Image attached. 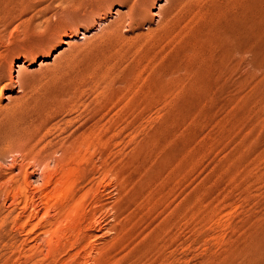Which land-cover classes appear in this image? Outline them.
Returning <instances> with one entry per match:
<instances>
[{
  "label": "rangeland",
  "instance_id": "374dc122",
  "mask_svg": "<svg viewBox=\"0 0 264 264\" xmlns=\"http://www.w3.org/2000/svg\"><path fill=\"white\" fill-rule=\"evenodd\" d=\"M75 1L0 0V177H15L0 178V264H95L74 241L48 255L33 229L87 192L76 215L94 258L103 248L110 264H264V55L245 23L264 0H143L132 20L125 0L72 13ZM78 83L76 100L46 108ZM103 114L100 144L63 178L46 157ZM61 228L55 244L71 235Z\"/></svg>",
  "mask_w": 264,
  "mask_h": 264
},
{
  "label": "bare ground",
  "instance_id": "6f19581e",
  "mask_svg": "<svg viewBox=\"0 0 264 264\" xmlns=\"http://www.w3.org/2000/svg\"><path fill=\"white\" fill-rule=\"evenodd\" d=\"M9 1V0H8ZM11 2H12V0H10ZM67 1V0H66ZM68 1H72V0H68ZM127 3H129L130 5H131V7H130V12H129V14H128V17H129V19H131L132 17H133V15H134V8H137L141 3H144L143 2V0H125ZM145 1V0H144ZM16 2V1H15ZM94 2H95V0H76L75 2H74V5H73V7L71 6L70 7V11L73 13V12H81V11H87L88 12V10H90L91 8H92V6H93V4H94ZM12 4V3H11ZM7 5V4H6ZM70 6V5H69ZM142 7V6H141ZM64 9V8H63ZM62 9V10H63ZM67 9V8H66ZM64 12V11H63ZM65 12H66V10H65ZM90 12H94L93 11V8H92V10H90ZM104 12V11H103ZM96 13V12H95ZM68 14H70V12H68ZM98 14V13H97ZM155 15H157L156 13H155ZM222 15V14H221ZM237 15V14H236ZM122 17V18H121ZM120 17V20L116 23V25H119V23H120V25H121V23H122V21L124 20V17L123 16H121ZM127 17V18H128ZM132 20V19H131ZM242 20V19H241ZM247 21L245 22L246 24H248V25H250L251 27H250V29H251V31H249V32H251V37H254V38H252L253 40H254V42H253V44L255 43L256 44V47H255V49H254V55L255 56H260V55H264V7H256V9H255V14L253 15V18L252 19H246ZM214 21V20H213ZM46 22H48V21H45V24H46ZM205 22V21H204ZM205 23H207V22H205ZM215 23V22H214ZM213 24V23H212ZM218 24V23H217ZM235 24V23H234ZM48 25H50L49 23H47V26H46V30L47 29H49L50 27L48 26ZM222 25V24H221ZM42 26V25H41ZM189 26V25H188ZM243 26V25H242ZM244 26H246V25H244ZM243 26V27H244ZM120 27V26H119ZM118 27V28H119ZM37 28V27H36ZM186 28V27H185ZM188 28V27H187ZM238 28V27H237ZM246 28V27H245ZM39 29V28H38ZM173 29V28H172ZM192 29V28H191ZM240 29V28H239ZM190 30V29H189ZM216 30V29H215ZM219 30V29H218ZM248 30V29H247ZM34 31H35V29H34ZM180 31V30H179ZM191 32V31H190ZM212 32V31H211ZM216 32V31H215ZM225 32V31H224ZM237 32V31H236ZM239 32V31H238ZM248 32V31H247ZM249 32H248V34H249ZM226 33V32H225ZM203 34V33H202ZM245 35H246V33H244ZM247 34V36H249ZM226 35V34H225ZM239 35H241L240 34V32H239ZM198 36V35H197ZM228 36V35H227ZM70 37V36H69ZM230 37V39H231V36H228V38ZM197 38V37H196ZM236 38V37H235ZM234 38V39H235ZM70 39H72V37H70ZM195 39V38H194ZM223 40H226V38H225V36H224V38L222 39V41ZM232 40V39H231ZM216 41V40H215ZM219 41V40H218ZM221 41V42H222ZM230 42V41H229ZM64 43L66 44V45H70V42L69 41H64ZM240 43V42H239ZM203 44H205V43H203ZM252 44V45H253ZM254 46V45H253ZM193 48V47H192ZM215 49V48H214ZM237 49V48H236ZM216 50V49H215ZM225 51V50H224ZM252 51V48H250V52ZM249 52V51H248ZM216 54V53H215ZM187 55V54H186ZM194 55V54H193ZM230 55V54H229ZM228 55V56H229ZM199 56V55H198ZM231 58V57H230ZM4 60V57L2 56V54H0V69L2 68V61ZM188 60V59H187ZM227 61V60H226ZM259 61V60H258ZM118 62V61H117ZM260 62V61H259ZM180 63V62H179ZM234 63V62H233ZM258 63V62H257ZM191 64V63H190ZM217 64H218V62H217ZM112 65V64H111ZM175 65V64H174ZM210 65V64H209ZM228 65H230V64H228ZM228 65H227V67H228ZM18 68H17V70H16V73H17V75H14V73L12 72L11 73V75L9 76V80L11 79H14V78H17V79H19V76L21 75V69L23 68V65H18L17 66ZM104 67H106V66H104ZM111 67V66H110ZM231 67V66H230ZM264 67V66H263ZM108 68H106V70H107ZM219 69V68H218ZM226 70H228V68L226 69ZM263 70V69H262ZM181 71V70H180ZM192 71V70H191ZM97 73H98V71H96ZM95 72V73H96ZM100 72V74H101V70L99 71ZM93 73V72H92ZM94 73V74H95ZM97 73H96V75H97ZM103 73H105L104 72V70H103ZM103 73H102V76H103ZM202 73V72H201ZM225 73V72H224ZM99 73H98V75H100ZM106 74H108V72L106 73ZM199 74V73H198ZM226 74V73H225ZM203 75H204V73H203ZM94 76V75H93ZM80 77V76H79ZM85 77V76H84ZM100 77V76H99ZM198 77V76H197ZM204 77H205V75H204ZM77 78H78V76H77ZM200 78V77H199ZM198 78V79H199ZM1 79V78H0ZM16 79V80H17ZM70 79V78H69ZM72 79V78H71ZM73 80H74V78H73ZM73 80L70 82V80H68L69 81V83H72L73 82ZM82 80H83V82H85V81H87V79H86V77H85V80L82 78ZM205 80H206V78H205ZM208 80V79H207ZM76 82H77V79L75 80ZM74 81V82H75ZM203 81H204V79H203ZM74 82H73V84H74ZM76 82H75V84H76ZM80 82H82V81H80ZM88 82V81H87ZM95 82V81H94ZM93 82V83H94ZM107 82V81H106ZM16 83H17V81H16ZM74 84V85H75ZM79 84V83H78ZM95 84H96V82H95ZM80 85V84H79ZM205 85V84H204ZM61 87V86H60ZM88 87V86H87ZM95 87V88H94ZM83 88V87H82ZM81 88V85H80V87H78V85L77 86H73V88L72 87H70V88H68V89H62V90H64V91H59V92H57L56 90V92L57 93H55L54 94V96L53 97H51V98H49L47 101H46V108H48V109H50L51 107H52V109H54L56 106H61L63 103H65L66 101L68 102V101H70V103H71V101H73L74 99H75V97L77 96V93H78V91L80 90V89H82ZM89 89L91 88V86L90 87H88ZM59 89V88H58ZM95 90V92L97 91V93H103V88H101V91H100V87L99 86H93V88L92 89H90L91 90V93H92V90ZM1 90V89H0ZM88 90V89H87ZM104 90H105V88H104ZM106 91V90H105ZM80 92H82V91H80ZM84 92V91H83ZM96 93V94H97ZM104 93H107V92H104ZM1 94V93H0ZM95 94V95H96ZM49 95H50V93H49ZM102 95V94H101ZM97 96H98V94H97ZM103 96V95H102ZM110 97V96H109ZM41 98V97H40ZM99 98L101 99V96H99ZM105 98H106V96H105ZM104 98V99H105ZM43 99V98H42ZM99 99V101H101ZM108 99V98H107ZM106 99V100H107ZM76 100V99H75ZM98 101V102H99ZM102 101H103V99H102ZM104 102V101H103ZM83 105V104H82ZM64 106V105H63ZM73 106V105H72ZM38 107H40V106H38ZM58 107V108H59ZM65 107V106H64ZM112 107V106H111ZM110 107V108H111ZM45 108V110H48V109H46ZM62 108V107H61ZM60 108V109H61ZM109 108V107H108ZM109 108V109H110ZM113 108V107H112ZM114 108H115V106H114ZM69 109H71V108H69ZM100 109V108H99ZM103 109H106V108H103ZM102 109V110H103ZM72 110V109H71ZM52 111V110H51ZM108 112H109V110H107ZM112 111V110H111ZM97 112V111H96ZM95 112V113H96ZM97 114V113H96ZM105 114V113H104ZM101 115V116H99L98 118L97 117H95V118H93V119H95L94 120V122H93V124H92V126H90L85 132H83V133H81V134H79V135H72V137H71V139L68 141V142H66V143H64L63 145H61V147H58L57 149H54L50 154H49V156L48 157H46V159H48V160H50V162H54V165H55V168H56V170L57 171H59V172H61V174L63 175V178L64 177H66V176H68L67 175V173H68V171H70V170H72L71 168H70V166H71V164L72 163H75L76 161L78 162V157L79 158H82V156L83 155H86V154H90L91 152H94L93 150H95V148H97L98 147V145L100 144V142H99V139L101 138L100 136H102V135H99V133H101V131L100 130H102V128H103V126H102V122L103 121H105L107 118H106V116L108 115ZM99 115V114H98ZM110 119V118H109ZM115 119V118H114ZM111 121H109V120H107L106 121V124H108V123H110ZM117 123H119V122H117ZM113 128V127H112ZM124 129V128H123ZM119 130V129H118ZM121 131H123V130H121ZM114 136V135H113ZM34 139V138H33ZM29 142V141H28ZM106 144V143H105ZM105 146V145H104ZM102 147V146H101ZM104 149H106V148H104ZM108 149V148H107ZM57 152H60L61 153V156H59V158H56V157H54V154L55 153H57ZM82 155V156H81ZM83 157H85V156H83ZM83 160H84V158H82ZM86 160V159H85ZM52 162V163H53ZM86 162V161H85ZM46 163V162H45ZM38 164V163H37ZM50 164L51 163H46L45 164V166H43L44 167V169H43V175H42V180L44 181V183L45 184H48L49 185V183L51 184L52 183V181L53 180H55L54 179V174L53 173H51V172H53V171H51V169H50ZM23 167V166H22ZM38 167H40L39 165H38ZM28 168V167H27ZM30 168V167H29ZM73 168V167H72ZM111 171V170H110ZM58 172V173H59ZM108 172V171H107ZM57 173V172H56ZM70 173V172H69ZM106 173V172H105ZM110 173V172H109ZM100 174V173H99ZM24 175V174H23ZM31 175V174H30ZM59 175V177H60V174H58ZM62 175H61V177H62ZM14 176V175H13ZM6 177V180H5V174H3L2 175V177H0V178H2V180H4V182L5 183H1V184H3V185H5V186H7L8 187V185L11 183L12 184V182L15 180L14 178L15 177ZM56 176V175H55ZM70 177H71V173H70V175H69ZM56 177H58V176H56ZM58 177V178H59ZM67 178V177H66ZM112 178V177H111ZM26 179V178H25ZM1 180V181H2ZM33 180V179H32ZM58 180H62V179H58ZM0 181V182H1ZM24 181V180H23ZM66 181V180H65ZM54 182V181H53ZM55 182H57V181H55ZM73 182V181H72ZM75 182V181H74ZM8 183V184H7ZM14 183V182H13ZM21 183V182H20ZM36 183V182H35ZM39 183V182H38ZM59 183V182H58ZM96 183H97V181H96ZM0 184V185H1ZM22 184V183H21ZM20 184V185H21ZM25 184H26V181H25ZM29 184V183H28ZM40 184V183H39ZM53 184V183H52ZM57 184V183H56ZM70 184V183H69ZM74 184V183H73ZM3 185H1V188L2 189H4L5 190V188H3ZM27 185V184H26ZM37 185V184H36ZM70 185H72V184H70ZM94 185V184H93ZM4 186V187H5ZM11 186H13V185H11ZM15 186V185H14ZM38 186V185H37ZM106 186V185H105ZM116 186V185H115ZM126 186V185H125ZM125 186H124V188H125ZM6 187V188H7ZM32 187V186H31ZM65 187H67L66 185H65ZM70 187H73V186H70ZM70 187L67 189V190H69L70 189ZM0 188V189H1ZM17 188V187H16ZM20 188H21V186H20ZM19 188V189H20ZM25 188V187H24ZM64 188V187H63ZM120 188H121V186H120ZM12 189H13V187H12ZM18 189V188H17ZM26 189V188H25ZM65 190H66V188H64ZM23 190V189H22ZM28 190V189H27ZM63 190V189H62ZM72 190V189H71ZM83 190V189H82ZM81 190V191H82ZM103 190V189H102ZM120 190V189H119ZM35 191V190H34ZM42 191V190H41ZM101 191V190H100ZM10 192V191H9ZM47 192V191H46ZM52 192V191H51ZM28 193V192H27ZM68 193V192H67ZM84 193V192H83ZM52 194V193H51ZM82 194V193H81ZM80 194V195H81ZM86 194V195H85ZM85 194H83V196H81V199H82V197H83V199H84V202L83 203H85V198H87L86 196H87V194H88V192L87 193H85ZM79 195V196H80ZM85 195V196H84ZM9 196V195H8ZM30 196V195H29ZM50 196V195H49ZM97 196H99V195H97ZM17 197V196H16ZM61 197V196H60ZM59 197V198H60ZM70 197V196H69ZM66 199H68V197H66ZM78 199V198H77ZM80 199V198H79ZM79 199H78V201H79ZM6 200V199H5ZM22 200V199H21ZM65 200V199H64ZM99 200V199H98ZM100 200H102V199H100ZM129 200V199H128ZM142 200V199H141ZM144 200V199H143ZM66 201V200H65ZM78 201H76V202H72V203H70V202H68V203H66V204H63V203H60L58 206H55V207H57V213L54 215V216H51L50 215V212H48V209L49 208H44V210L46 209V212L44 211L43 213H44V215L42 216V217H40L39 219H38V222L35 224V225H33V229L34 230H36V229H41L42 230V237H45V236H47V237H49V239H42V237H40V235H39V237L41 238V240L40 241H43V240H45L46 242H47V254L48 255H51V254H55V253H57L58 252V250L61 248L62 249V247H65V246H68L67 244L69 243V241H70V244H71V242H73L74 241V243H79V244H81L82 246L83 245H85L86 246V250L90 247V252L89 251H86L87 252V255H85V256H89V258L90 259H92V260H94L95 259V264H110V263H114L115 261H116V259L112 262V260L113 259H109L108 257H106V254L104 253V252H101L102 250H103V248L100 250V252L99 253H96V254H94L96 257L94 258V256L92 255L93 253L91 252L92 250H95L94 249V246L93 245H91L92 244V242H88L90 245H88V243H87V236H85V234H84V232L86 231V229L88 228V226L86 225V223L87 222H85L84 221V219H83V221H81L82 220V218L80 219L79 218V215H76V212H77V210L80 208L79 206H81V203H80V201L78 202ZM130 201V200H129ZM132 201V200H131ZM148 201V200H147ZM155 201V200H154ZM33 202H34V200H33ZM32 202V203H33ZM63 202V201H62ZM18 203V202H17ZM21 203V202H20ZM37 203V202H36ZM39 203V202H38ZM41 203V202H40ZM65 203V202H64ZM80 203V204H79ZM82 203V204H83ZM148 203V202H147ZM149 203H151V202H149ZM42 204V203H41ZM49 204V203H48ZM47 204V205H48ZM58 203H56V205H57ZM101 204V203H100ZM106 204V203H105ZM138 204H140V203H138ZM146 204V203H145ZM17 205V204H16ZM35 205H37V204H35ZM46 205V206H47ZM142 205V204H141ZM144 205V204H143ZM150 205V204H149ZM115 206V205H114ZM137 206V205H136ZM140 206V205H139ZM145 206V205H144ZM143 207V206H142ZM36 208V207H35ZM53 208H54V206H53ZM90 208V207H89ZM127 208V207H126ZM135 208V207H134ZM82 209H83V207H82ZM91 209H93L92 207L90 208V210L89 211H91ZM119 209V208H118ZM123 209V208H122ZM136 209V208H135ZM32 210V209H31ZM33 210H34V208H33ZM50 210V209H49ZM80 210V209H79ZM108 210H110V209H108ZM150 210V209H149ZM36 211V210H35ZM53 211H55V210H53ZM82 211V210H81ZM126 211V210H125ZM152 211H154V210H152ZM25 212V211H24ZM56 212V211H55ZM97 212V211H96ZM120 212V211H119ZM123 212H124V210H123ZM135 212V211H134ZM37 213V215L39 214L38 212H36ZM79 213V212H78ZM83 213V212H82ZM89 213V212H88ZM87 213V215H92L91 213H93L92 211L90 212V214H88ZM95 213V212H94ZM121 213V212H120ZM146 213H149V211L148 212H146ZM19 214V213H18ZM27 214V213H26ZM81 214V213H80ZM139 214V213H138ZM82 216H83V214H81ZM85 215V214H84ZM111 215V214H110ZM116 215V214H115ZM123 215V214H122ZM150 215V214H149ZM31 216V215H30ZM40 216V215H39ZM88 216V217H89ZM130 216V215H129ZM134 216H135V214H134ZM143 216V215H142ZM92 217V216H91ZM95 217V216H94ZM125 217V216H124ZM131 217V216H130ZM130 217H129V219H130ZM132 217H133V215H132ZM136 217V216H135ZM141 217V216H140ZM17 218V217H16ZM126 218H127V216H126ZM36 219V218H35ZM94 219V218H93ZM92 219V220H93ZM113 219H115V218H113ZM133 219H134V217H133ZM138 219V218H137ZM33 220V219H32ZM123 220V219H122ZM128 220V219H127ZM34 221V220H33ZM87 221V220H86ZM89 221V220H88ZM94 221V220H93ZM120 221V220H119ZM147 221V220H146ZM1 222V221H0ZM11 222V221H10ZM36 222V221H35ZM62 222H64V223H66L67 224V226L68 225H70V231H71V235H69L68 236V234H67V240L65 239L66 238V235H64V236H62V239L65 241V242H63V241H61V240H56V244H55V239L53 240V236L54 235H60V233L62 232V229L63 228H61V224H62ZM126 222V221H125ZM128 222H129V220H128ZM127 222V223H128ZM143 223H144V221H142ZM141 222V223H142ZM27 223V222H26ZM29 223V222H28ZM31 223V222H30ZM29 223V224H30ZM94 223V222H93ZM119 223V222H118ZM126 223V224H127ZM6 224V223H5ZM20 224V223H19ZM33 224H34V222H33ZM100 224V223H99ZM98 224V225H99ZM121 224V223H120ZM119 224V225H120ZM125 224V225H126ZM114 225V224H113ZM124 225V226H125ZM128 225V224H127ZM134 225V224H133ZM139 225H140V223H139ZM1 226V225H0ZM20 226V225H19ZM30 226H31V224H30ZM115 226H116V224H115ZM123 226V225H122ZM121 225H120V228L122 227ZM135 226V225H134ZM133 226V227H134ZM17 227V226H16ZM32 227V226H31ZM64 227V226H63ZM92 227V225L90 226V228ZM95 227V226H94ZM117 227V226H116ZM89 228V229H90ZM108 228V227H107ZM110 228V227H109ZM119 228V229H120ZM124 228V227H123ZM138 228V227H137ZM157 228V227H156ZM17 229V228H16ZM32 229V228H31ZM33 229H32V231H33ZM92 229V228H91ZM90 229V230H91ZM114 229V228H113ZM113 229H112V231H113ZM118 229V228H117ZM119 229H118V231H119ZM126 229V228H125ZM130 229V228H129ZM27 230V229H26ZM127 230V229H126ZM143 230V229H142ZM31 231V232H32ZM115 231V230H114ZM117 231V230H116ZM117 231V232H118ZM124 231V230H123ZM128 231V230H127ZM126 231V232H127ZM30 232V233H31ZM39 232H41V231H39ZM90 232V231H89ZM110 232H111V230H110ZM117 232H115V233H117ZM126 232H124L125 234H126ZM129 232H132V231H129ZM142 232V231H141ZM27 233V232H26ZM64 233V232H63ZM62 233V234H63ZM108 233V232H107ZM128 233V232H127ZM138 233V232H137ZM144 233V232H143ZM149 233V232H148ZM5 234V233H4ZM36 234V233H35ZM38 234V233H37ZM86 234H88V233H86ZM122 234H123V232H122ZM154 234H155V232H154ZM22 235V234H21ZM124 235V234H123ZM131 235V233H129V235L128 236H130ZM132 235H133V233H132ZM135 236H136V234H134ZM139 235H140V233H139ZM36 236H38V235H35V237ZM113 236V235H112ZM142 236V235H141ZM55 238H56V236H54ZM91 237V236H90ZM96 237V236H95ZM107 237V236H106ZM57 238H58V236H57ZM61 238V237H60ZM94 238V237H93ZM98 238V237H97ZM129 238V237H128ZM133 238V237H132ZM159 238V237H158ZM33 239H35L34 238V236H33ZM39 239V238H38ZM72 239V240H71ZM116 239V238H115ZM122 239H124V238H122ZM121 239V240H122ZM134 239V238H133ZM136 239V238H135ZM146 239V238H145ZM109 240V239H108ZM158 240V239H157ZM45 241H43L44 243H46ZM94 241H96V240H94ZM107 241V240H106ZM115 241H118V239L117 240H115ZM114 241V242H115ZM127 241V239L125 240V242ZM131 241H134V240H132L131 239ZM54 242V243H53ZM108 242V241H107ZM114 242L112 243V244H114ZM40 243V242H39ZM104 243V242H103ZM117 243V242H116ZM122 243V242H121ZM167 243V242H166ZM69 244V247L71 246ZM128 244H129V242H128ZM39 245V244H38ZM37 244H36V246H38ZM40 245H42V246H45L44 244H41L40 243ZM106 244H103V247L105 246ZM42 246H41V249H43L42 248ZM110 246H111V244H110ZM125 246H126V244H125ZM128 246H130V245H128ZM132 246V245H131ZM46 247V246H45ZM72 247L73 246H71L70 248V250H72ZM75 247V246H74ZM102 246H100L99 248H101ZM107 247V246H106ZM106 247H104V250H106ZM35 248V247H34ZM33 248V249H34ZM68 248V247H67ZM66 248V249H67ZM96 248V247H95ZM98 248V249H99ZM134 248V247H133ZM165 248V247H164ZM169 248V247H168ZM29 249V248H28ZM46 249V248H45ZM44 249V250H45ZM74 249V248H73ZM97 249V248H96ZM132 249V248H131ZM159 249V248H158ZM161 249V248H160ZM18 250V249H17ZM84 250V249H83ZM82 250V251H83ZM108 250V249H107ZM146 250V249H145ZM80 251V253H81V249L79 250ZM79 251H76V252H79ZM85 251V250H84ZM84 251H83V254L82 255H84ZM127 251V250H126ZM36 252V251H35ZM59 252H60V250H59ZM58 252V253H59ZM85 252V253H86ZM119 252V251H118ZM139 252H142V251H140L139 250ZM148 252H150V251H148ZM34 253V252H33ZM138 252L136 251V254H137ZM76 254V253H75ZM128 254H129V252H128ZM135 254V253H134ZM151 255V254H150ZM158 255V254H157ZM162 255V254H161ZM78 256H79V254H78ZM85 256H84V259H85ZM138 256H140V255H138ZM138 256H134V257H138ZM164 256H165V254H164ZM174 256V255H173ZM9 257V256H8ZM47 257V256H46ZM81 257H83V256H81ZM123 257V256H122ZM151 257V256H150ZM170 257V256H169ZM77 258V257H76ZM75 258V259H76ZM80 258V257H79ZM78 258V259H79ZM88 258V259H89ZM139 258V257H138ZM146 258V257H145ZM12 259V258H11ZM75 259H73L72 261H74ZM83 259V260H84ZM122 259V258H121ZM151 259V258H150ZM5 260V259H4ZM8 260V259H7ZM147 260V259H146ZM156 260V259H155ZM79 261V260H78ZM127 261V260H126ZM16 262V261H15ZM80 262V261H79ZM86 262H87V259H86V261H85V264H86ZM93 262V263H94ZM117 262V261H116ZM115 262V263H116ZM141 262V261H140ZM6 263V262H5ZM133 263V262H132ZM162 263H163V261H162ZM46 264V263H45ZM78 264V263H77ZM88 264V263H87ZM138 264V263H137ZM144 264V263H143Z\"/></svg>",
  "mask_w": 264,
  "mask_h": 264
}]
</instances>
